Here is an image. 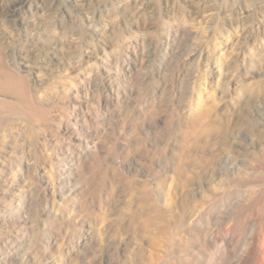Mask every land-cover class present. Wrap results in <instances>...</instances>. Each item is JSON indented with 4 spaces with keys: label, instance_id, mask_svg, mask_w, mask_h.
Instances as JSON below:
<instances>
[{
    "label": "rangeland",
    "instance_id": "rangeland-1",
    "mask_svg": "<svg viewBox=\"0 0 264 264\" xmlns=\"http://www.w3.org/2000/svg\"><path fill=\"white\" fill-rule=\"evenodd\" d=\"M0 264H264V0H0Z\"/></svg>",
    "mask_w": 264,
    "mask_h": 264
},
{
    "label": "bare ground",
    "instance_id": "bare-ground-1",
    "mask_svg": "<svg viewBox=\"0 0 264 264\" xmlns=\"http://www.w3.org/2000/svg\"><path fill=\"white\" fill-rule=\"evenodd\" d=\"M11 83L12 81H14L15 77L14 76H11V75H7L6 77ZM15 85H12L11 87L13 88ZM16 87V86H15Z\"/></svg>",
    "mask_w": 264,
    "mask_h": 264
}]
</instances>
